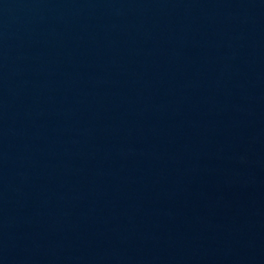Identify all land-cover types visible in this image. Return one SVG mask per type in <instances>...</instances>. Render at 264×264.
Masks as SVG:
<instances>
[{
    "label": "water",
    "instance_id": "obj_1",
    "mask_svg": "<svg viewBox=\"0 0 264 264\" xmlns=\"http://www.w3.org/2000/svg\"><path fill=\"white\" fill-rule=\"evenodd\" d=\"M0 264H264V0H0Z\"/></svg>",
    "mask_w": 264,
    "mask_h": 264
}]
</instances>
